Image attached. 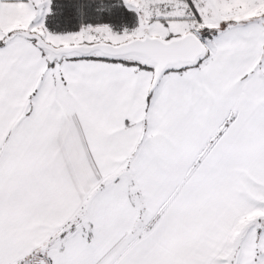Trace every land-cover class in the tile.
Listing matches in <instances>:
<instances>
[{
  "label": "snow or ice",
  "instance_id": "snow-or-ice-1",
  "mask_svg": "<svg viewBox=\"0 0 264 264\" xmlns=\"http://www.w3.org/2000/svg\"><path fill=\"white\" fill-rule=\"evenodd\" d=\"M0 264H264V0H0Z\"/></svg>",
  "mask_w": 264,
  "mask_h": 264
}]
</instances>
